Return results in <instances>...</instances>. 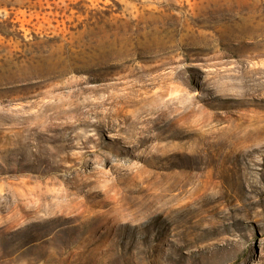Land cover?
I'll return each mask as SVG.
<instances>
[{
  "label": "rangeland",
  "instance_id": "obj_1",
  "mask_svg": "<svg viewBox=\"0 0 264 264\" xmlns=\"http://www.w3.org/2000/svg\"><path fill=\"white\" fill-rule=\"evenodd\" d=\"M0 264H264V0H0Z\"/></svg>",
  "mask_w": 264,
  "mask_h": 264
}]
</instances>
